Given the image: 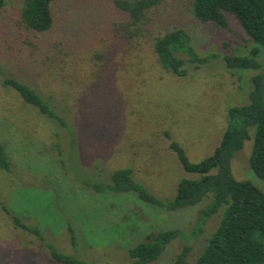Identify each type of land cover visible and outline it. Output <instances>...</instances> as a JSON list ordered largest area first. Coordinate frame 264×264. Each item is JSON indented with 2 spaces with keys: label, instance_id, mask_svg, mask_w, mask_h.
I'll list each match as a JSON object with an SVG mask.
<instances>
[{
  "label": "rangeland",
  "instance_id": "rangeland-1",
  "mask_svg": "<svg viewBox=\"0 0 264 264\" xmlns=\"http://www.w3.org/2000/svg\"><path fill=\"white\" fill-rule=\"evenodd\" d=\"M192 3L163 0L151 15V35L182 28L199 56H211L198 69L186 65V76L179 78L160 67L151 37L137 45L121 37L125 14L113 0H54L53 26L44 33L22 24V0H5L0 12V144L11 171L0 170V264H58L38 238L13 227L8 211L39 227L60 252L90 264H129L128 250L148 234L193 228L210 195L195 207L166 211L133 193L111 195L92 188L109 184L114 170L128 167L151 194L173 198L181 179L198 175L182 169L169 149L171 141L183 147L190 162H199L219 144L227 110L249 103L251 77L260 70L228 69L222 57L247 56L253 43L232 15H227L226 29L197 21ZM255 46L263 66L264 46ZM10 76L32 86L65 127L3 87L2 79ZM252 143L246 140L234 154L231 171L264 193V180L249 166ZM221 213L190 241L191 264ZM185 241L172 240L152 264H173Z\"/></svg>",
  "mask_w": 264,
  "mask_h": 264
},
{
  "label": "trees",
  "instance_id": "trees-1",
  "mask_svg": "<svg viewBox=\"0 0 264 264\" xmlns=\"http://www.w3.org/2000/svg\"><path fill=\"white\" fill-rule=\"evenodd\" d=\"M54 0H22L20 20L35 33H44L53 26L51 4ZM163 0H113L114 6L125 14L120 24L122 38L137 43L151 37L152 52L160 67L175 77H185L188 66L195 69L211 56L201 57L192 45L191 36L182 28L151 35V15ZM5 0H0V12ZM192 15L201 23H211L218 29L228 26L227 15H232L253 47L247 56L225 55L226 68L238 70H260L251 77L252 90L249 103L227 110L228 122L221 140L213 153L199 162L189 161L181 145L171 141L173 152L182 169L198 175L196 179H181L176 193L169 200L151 194L133 177L131 168H118L111 174L109 184H94L95 192L119 194L133 193L140 201L166 211L195 207L204 198L211 196L197 211L194 226L184 233L178 229H165L145 236L144 240L128 250L129 264H152L175 239L186 241L174 257L173 264H191L187 258L192 240L200 236L206 222L221 210L219 225L205 237V243L195 264H264V193L247 180H237L231 171V160L242 149L246 140L252 139L249 166L252 172L264 180V65L257 62L259 49L264 46V0H193ZM186 65L187 68H186ZM3 87L11 89L23 104L34 109L49 121L65 127L63 119L55 113L49 102L30 85L10 76L2 79ZM253 135L251 136V130ZM169 138V135L166 133ZM0 170L10 172V161L0 144ZM7 209H5L6 211ZM7 212V211H6ZM14 228L21 229L40 241L51 261L58 264H90L75 254L67 255L45 241L37 226H30L19 216L7 212ZM70 245L76 249V235L68 225ZM191 241V242H190Z\"/></svg>",
  "mask_w": 264,
  "mask_h": 264
}]
</instances>
